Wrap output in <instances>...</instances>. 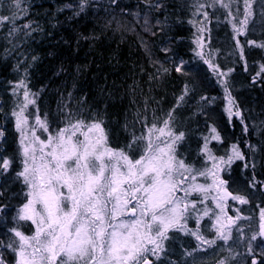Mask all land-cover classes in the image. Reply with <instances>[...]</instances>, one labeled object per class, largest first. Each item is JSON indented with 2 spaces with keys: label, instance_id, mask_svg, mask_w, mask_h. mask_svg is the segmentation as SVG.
I'll return each instance as SVG.
<instances>
[{
  "label": "trees",
  "instance_id": "16d2710c",
  "mask_svg": "<svg viewBox=\"0 0 264 264\" xmlns=\"http://www.w3.org/2000/svg\"><path fill=\"white\" fill-rule=\"evenodd\" d=\"M0 3L5 4L0 14L10 15L7 0ZM159 3V9H152L145 0H119V7L111 5L110 0H93L90 8L75 15L68 6L74 7L77 0H27V13L17 19L16 27L23 29L31 24L32 28L9 35L11 24L0 27V126L7 137L3 142L4 155L14 156L17 148L12 112L23 98V89L14 95L12 88L20 81L35 94V105L27 109L31 122L37 115L47 116L50 130H54L62 126L66 110L74 115L99 114L114 133L110 138L113 146L126 142L125 124L131 127L135 123L140 131L137 118L162 120L175 109V124L186 133L181 151L196 167L204 163L199 158L202 138L215 127L221 139L210 143L214 154L224 156L232 145H238L249 157L248 162H255L258 184L255 189L249 188L246 181L252 178L253 170L245 169L244 161L235 162L228 169V190L248 203L240 204L231 198L225 202V224L228 225L227 217H241L230 225L231 239L226 243L217 240L208 246L191 235L170 233L172 238L166 243L169 255L164 264H218L229 257L250 264L247 245L258 231L260 213L264 211V186L260 183L264 182V49L245 42H264V17L260 15L264 4L254 0L246 35L239 37L244 45L243 53H239L232 20L235 18L240 26L244 0H223L228 8L220 4L212 7L211 0H201L209 13L207 20L202 14L193 15L194 0ZM136 13L148 17L151 32L142 29L144 21L137 20ZM201 28L205 29L203 33L198 32ZM198 36L204 37L203 48L208 50L209 59L197 55L201 50L196 44ZM166 48L170 51H163ZM226 52L230 53L229 60ZM181 60L186 62L182 72L174 71ZM213 66H217L216 70ZM224 72L228 75L219 74ZM181 95L183 101H179ZM229 98L236 102L247 131L240 117H228ZM248 145L256 146L254 155ZM207 166L211 167V163ZM198 182L205 181L200 178ZM0 184L4 191L0 198V240L6 242L10 238L8 230L15 226L12 217L24 199L23 185L11 171L0 176ZM191 199H198V195L193 194ZM205 206L218 212L211 200ZM214 224L212 215H201L199 219L194 216L188 221L190 228L207 239L216 238ZM30 228V224H25L21 230L29 232ZM221 245L225 248L219 255ZM252 247L258 255L264 249V240L258 237ZM186 251L192 255H186ZM3 254L12 264L11 251Z\"/></svg>",
  "mask_w": 264,
  "mask_h": 264
},
{
  "label": "snow or ice",
  "instance_id": "6c2138e0",
  "mask_svg": "<svg viewBox=\"0 0 264 264\" xmlns=\"http://www.w3.org/2000/svg\"><path fill=\"white\" fill-rule=\"evenodd\" d=\"M26 2L7 0L10 15L0 14V27L11 24L9 35L32 28L31 24L24 25L23 29L16 27L17 19L27 13ZM145 2L152 9L161 7L159 0L155 4L150 0ZM253 2L244 0L239 27L235 18L232 20L239 53L244 51L239 37L246 35L253 17ZM261 3L264 4V0ZM92 4L93 0H77L74 7H68L79 15ZM110 4L119 7V0H110ZM217 4L229 7L223 0H211L212 7ZM192 6L193 15L202 14L207 20L209 13L201 0H194ZM3 8L5 4L0 3V9ZM260 15L264 17V7ZM135 18H142V29L151 32L147 16L136 13ZM204 31L198 29L200 33ZM245 43L264 49V42L257 44L250 40ZM196 44L203 48L201 36L197 37ZM197 55L203 58L204 53L198 51ZM185 63L179 61L173 70L182 72ZM216 68L213 66V70ZM219 74L228 75L227 72ZM20 89H23V98L12 112L18 133L14 156L4 155L3 142L7 137L0 126V176L11 171L14 179L23 185L24 199L12 217L15 226L8 230L10 238L6 242L0 240V264H9L3 254L9 250L13 254L12 264H164L169 255L166 243L172 238L170 233L191 235L208 246L215 245L217 240L226 243L231 239L230 225L241 217L239 214L235 219L227 217L228 225H225V202L229 197L240 204L248 201L228 190L231 178L228 169L235 162L244 161L243 167L253 170L252 178L246 181L248 187L255 189L258 182L254 176L255 162H248L249 157L238 145H232L230 153L224 156L214 154L210 143L221 139L215 127L209 136L202 138L199 158L204 163L196 167L181 151L186 133L175 124V109L162 120L149 122L147 117L137 118L140 131L136 130L135 123L131 127L125 124L126 142L113 146L110 138L114 133L99 114L74 115L66 110L62 126L54 130H50L47 116L37 115L34 123H30L27 109L35 105L32 98L35 94L29 92L23 81L13 86V94L17 95ZM184 95L179 101L184 100ZM235 104L229 99L228 117H240L247 131L241 112L233 111ZM38 131L46 133L44 138L37 134ZM247 147L254 155L256 146ZM209 162L211 167L207 166ZM200 178L205 182H198ZM260 183L264 186V182ZM193 194H197L198 199H191ZM3 196V184H0V198ZM209 200L215 202L218 212L205 206ZM201 215L215 217V239H207L188 226L189 219L194 216L199 219ZM260 217L258 231L247 245V254L252 257L250 264H264V249L257 255L252 247L258 237L264 240V211ZM25 224L31 225L29 232L21 230ZM186 255L191 256L192 252L186 251ZM218 264H227V260Z\"/></svg>",
  "mask_w": 264,
  "mask_h": 264
},
{
  "label": "rangeland",
  "instance_id": "374dc122",
  "mask_svg": "<svg viewBox=\"0 0 264 264\" xmlns=\"http://www.w3.org/2000/svg\"><path fill=\"white\" fill-rule=\"evenodd\" d=\"M201 39H202V42H203V41H204V37H202ZM200 51H203L204 56H205L207 59H209V55H208L209 53H208V50H207V49L202 48ZM230 52H231V51H230ZM225 54H226L225 58L229 60V59H230V53L226 52ZM247 62H248V61H247ZM248 63H249V62H248ZM229 99H231V98H229ZM229 99L227 100V104H228L227 106H228V108L230 107V105H229ZM233 111H236L235 106H233ZM30 123H34V120H33V122L30 121ZM37 134H38V135H41V138H44V135H46V133H41V132H39V131H38ZM260 219H261V218H260ZM225 225H227V224H225ZM224 248H225V247H224L223 245H221V246L219 247V249H218L219 255L221 254V251H223ZM210 258H213V257L211 256ZM226 260H227V263H228V264H242V259L234 260L233 258L229 257V258H227Z\"/></svg>",
  "mask_w": 264,
  "mask_h": 264
},
{
  "label": "water",
  "instance_id": "95a60500",
  "mask_svg": "<svg viewBox=\"0 0 264 264\" xmlns=\"http://www.w3.org/2000/svg\"><path fill=\"white\" fill-rule=\"evenodd\" d=\"M230 198V197H229Z\"/></svg>",
  "mask_w": 264,
  "mask_h": 264
}]
</instances>
